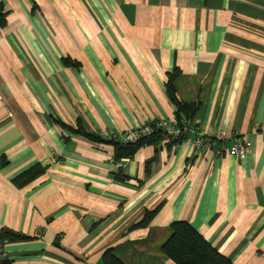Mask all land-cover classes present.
I'll list each match as a JSON object with an SVG mask.
<instances>
[{
	"label": "crops",
	"instance_id": "obj_1",
	"mask_svg": "<svg viewBox=\"0 0 264 264\" xmlns=\"http://www.w3.org/2000/svg\"><path fill=\"white\" fill-rule=\"evenodd\" d=\"M0 23V232L23 238L7 264H175V223L264 264V0H0ZM172 77L192 125L245 159L191 138L116 161L104 133L176 119Z\"/></svg>",
	"mask_w": 264,
	"mask_h": 264
},
{
	"label": "trees",
	"instance_id": "obj_2",
	"mask_svg": "<svg viewBox=\"0 0 264 264\" xmlns=\"http://www.w3.org/2000/svg\"><path fill=\"white\" fill-rule=\"evenodd\" d=\"M0 26H3V24L0 23ZM173 84L174 77L171 78L170 83L168 84V95L172 103L178 108L176 119L182 124V118H185L192 124V114L195 113L196 108L193 106H183L178 102ZM77 133L83 134L81 129H79ZM187 138L188 136L181 137V139L176 142L169 140L161 133H156L150 137L140 140L135 144H125L121 141V139L120 142H118L117 138L113 140L99 139L114 146L116 161H121L134 157L139 149L144 145L153 144L159 141H168L169 145L178 146L181 145L182 142H184ZM99 139L94 140L99 141ZM42 173L43 170L38 167L17 178L15 183L18 186L26 185L32 180L38 178L40 175H42ZM18 240H23V238L6 230H2L0 232V241L4 244L9 241ZM163 252L168 257V259L173 261L175 264H233L232 261L219 254L210 243H208L196 230H194V228L186 223H175L172 225V236L164 245ZM103 263L122 264L113 255V252H108L104 256ZM3 264H7V261Z\"/></svg>",
	"mask_w": 264,
	"mask_h": 264
},
{
	"label": "built area",
	"instance_id": "obj_3",
	"mask_svg": "<svg viewBox=\"0 0 264 264\" xmlns=\"http://www.w3.org/2000/svg\"><path fill=\"white\" fill-rule=\"evenodd\" d=\"M156 133H161L169 140L176 142L179 141L181 137L188 136L182 144L188 142L192 138L191 145L196 152L206 153L215 150L218 158L229 157L242 160L251 153V147L247 141L234 140L233 146L230 149H224L222 147L225 143L224 138L217 141L207 140L197 128L185 118H182V124L179 123L177 119L157 120L151 125H144L138 129L125 133L121 136V141L125 144H135ZM103 137L105 140L116 139L113 133H104ZM6 261L5 244L0 241V264Z\"/></svg>",
	"mask_w": 264,
	"mask_h": 264
}]
</instances>
